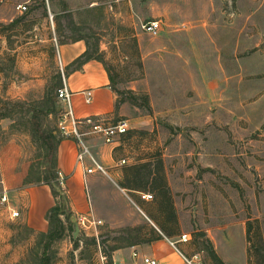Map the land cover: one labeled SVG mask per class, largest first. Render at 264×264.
<instances>
[{"label": "rangeland", "instance_id": "1", "mask_svg": "<svg viewBox=\"0 0 264 264\" xmlns=\"http://www.w3.org/2000/svg\"><path fill=\"white\" fill-rule=\"evenodd\" d=\"M36 1L28 5L26 13L34 14L26 21L38 25L39 36L50 40L54 34L49 1L46 9ZM152 1L159 9L178 3L194 24L177 26L163 17L168 25L164 37L148 35L141 26L153 21L149 13ZM18 2L5 0L1 4L0 30L5 25L2 19L11 16ZM161 2L98 0L99 6L92 9L94 0H89L90 8L84 2L79 5L82 9L60 18L59 42L85 38L91 54L100 57L111 74L119 104L128 110L122 119L130 126L125 138L136 137L132 147L151 150L140 153L139 159L152 158L154 168L147 169L145 163L132 167L128 183L146 186L143 191L154 199L143 202L139 195L127 194L143 212H153L159 218L155 219L156 228L125 194L101 182L94 202L97 216L104 221L101 246L94 245L92 231L86 232L76 223L74 234L55 245L53 264H104L100 251L108 258L106 253L112 248L125 247L131 241L144 242L161 235L178 243L185 234L192 238L187 245L193 250L189 257L193 264H218L211 258L210 248L222 260L228 258L230 251L226 250L231 246L232 256L239 255L247 243L244 223L245 228L252 226L253 259L249 264H264V255L255 251L264 245V0H167L165 7ZM6 5L11 12L3 10ZM60 6L61 11L72 9ZM174 10L167 11L170 19L177 15ZM190 32L201 41V49L196 45V50L203 57L201 68L196 69L199 74L192 76L194 85L187 82V76L177 74L175 62L170 70L162 65L161 54L151 55L159 52L162 38ZM14 35L13 51L27 39L19 30ZM206 49L211 60L205 59ZM13 51L0 41V191L5 185H44L38 181L47 176L49 148L44 137L34 131V117L45 135L60 136L62 105L54 86L62 73L55 49L50 42L40 46L41 56L35 62L40 68L36 69L39 83L34 82L32 73H23L33 65L23 56L29 51ZM50 98L55 102L50 111L54 113L46 114ZM186 104L198 110L197 122L177 121L179 106ZM180 135L183 138L177 144ZM149 170L157 177H151ZM0 213V264H31L29 255L36 243L22 259L23 251L15 250L31 236L24 217L11 220L1 206ZM161 226L167 233L164 236Z\"/></svg>", "mask_w": 264, "mask_h": 264}, {"label": "crops", "instance_id": "2", "mask_svg": "<svg viewBox=\"0 0 264 264\" xmlns=\"http://www.w3.org/2000/svg\"><path fill=\"white\" fill-rule=\"evenodd\" d=\"M13 1V0H8ZM48 8L49 13L53 16L51 28L52 33L54 34V38L50 40L42 39L39 36L38 25L34 22L19 26V31L22 32L23 36L26 37V43L16 47L13 52L19 53L23 50H28V54H23L24 58H27L29 62H31V66H28L23 73L30 74L32 73L37 81L36 83L41 82L39 70L40 68L36 66V61L40 58V46L42 43L50 42L52 47L55 49V58L57 61H60L61 69L65 75V79L67 82L68 89L70 93L73 95V108L75 112V116L77 119L83 120L86 118H99L106 117L113 123H118L122 121V119L127 115V106L120 104V109L117 112V106L119 105V97L115 91L113 86V82L110 77V73L103 62H100L96 59L90 60L84 63L82 66H75L76 62L81 59L89 50V41L85 38L78 37L71 42L68 43H60L59 36L61 29V17L64 14L70 13L74 10H79V5H85L90 8L89 0H48ZM167 0H162L161 4L165 7ZM33 0H19V2L13 6L12 12L11 8L6 5L3 8L4 11L9 10L11 12V16L9 18L2 19L3 26L11 25L18 19L23 17H27V20L30 19V16L34 14L22 13L18 10L19 6H27L31 4ZM37 4V1L35 2ZM71 6L72 9L68 11V8L65 11H61V6ZM98 0H94L92 9L98 7ZM77 7V8H76ZM174 10V9H177ZM38 8H36L37 10ZM174 10L177 15H174L173 19H170L167 14V11ZM149 13H151V18L153 21H161L164 27L163 34H166L167 24L161 20L165 17V20L176 24L177 26H186V24H194L193 19H186L185 14L183 13V8L179 7L177 3L176 6H170L168 9L155 7L153 5V1L149 4ZM31 21V20H29ZM196 21V19H195ZM196 24V22H195ZM49 25V23H48ZM53 29V30H52ZM161 35V36H162ZM164 37V36H162ZM0 40L4 42L7 46V39L4 37H0ZM163 45L160 48L159 52L154 51L153 58H155L156 53L162 55L163 61L162 65L164 67H174L173 63L177 64V74L181 73V75L187 76V82L191 84H195L194 77L196 74V69L201 68V60L202 52H198L196 50V45H198L201 49V41L195 38V35L191 32L188 34H178L175 36H167L162 38ZM8 49V47H7ZM9 50V49H8ZM208 55H204L205 59L212 58L211 52H208L207 49L205 51ZM204 54V53H203ZM197 55V57H196ZM201 55V57H200ZM216 56V53H215ZM214 59L216 60V57ZM21 58V55H19ZM197 58L199 63L197 62ZM37 69V70H36ZM175 69L172 70L174 72ZM36 84H33L32 87H35ZM34 89V88H33ZM90 93L91 103L86 102V94ZM188 106V107H187ZM179 110L177 112V121L182 124H189L191 122H197L194 120L196 112L194 106L185 105L179 106ZM133 125V121H130ZM137 127V126H136ZM88 128L83 127L82 132L88 133ZM136 137H132L130 139L125 138L123 136L119 141L115 144L107 145L103 142V140L94 135H88L84 138L85 143L89 144L88 146L91 148L92 155L96 158V160L105 168L106 174H99L98 172L93 173L91 175L87 174V170L93 168L89 160L86 161L85 167L78 165L77 157L80 150L79 144L74 139H63L61 142L57 159H58V170L63 173L65 178L63 189L69 197L70 208L73 215V218L79 217L81 215H87L89 213H93L94 216L100 219L95 211L94 202L97 198V187L101 182L106 181L107 186H113L114 189L120 191L125 194L130 202H132L141 212V214L156 228L155 219L159 218L155 217L153 212H143V210L135 203L127 193H131L133 195H139L141 199V194H150L147 192H141L132 189V187L128 183L129 173L132 170V167L137 166L140 163H145L147 165H151V169L153 166V159H139L140 153L146 151L149 153L148 149L144 148H135L131 146L133 145V141ZM170 139H174V135L169 136ZM183 138V135L177 137V144L180 143V139ZM128 163V166H124ZM129 168H131L129 170ZM154 175V173H153ZM152 177V176H151ZM154 177V176H153ZM172 186V183H169ZM7 198V203H3V198ZM142 200V199H141ZM143 201V200H142ZM145 202V201H143ZM56 200L52 194V190L47 185H40L37 187H21V186H8L5 185L4 190L0 191V206L2 207L5 213H8L11 220H14L11 217V211H17L20 213V217H24V224L29 230L34 232V235H31L28 239H26L23 243L17 244L15 246V250L17 248L23 251L21 255V259L26 256V253L34 247L37 242L36 238L39 234H46L49 231V223L47 221V215L49 211L55 207ZM1 215V213H0ZM162 225L165 223L166 216L162 218ZM104 222V221H103ZM244 226V238L247 240V226ZM159 230V229H157ZM246 230V231H245ZM160 231V230H159ZM161 234H163L160 231ZM90 236V235H89ZM91 237H94L93 234ZM191 243V242H190ZM233 246L227 248L226 251H230L228 258L225 259L221 252L219 254L223 257V262L225 264H249V248L250 245L248 242L242 246L241 252L236 257L232 256V251H234ZM181 252H178L175 248H173L167 239H162L160 241H156L152 244L147 245H139L132 248L121 249L116 251L113 254V263H125V264H133L132 253L134 250H138L144 255L155 258L159 261L160 264H187L186 259L190 260L189 257H192V247L187 244H179L178 246ZM219 251V250H218ZM188 256V257H187ZM108 262V261H107ZM106 262V264H107ZM111 264V263H109Z\"/></svg>", "mask_w": 264, "mask_h": 264}, {"label": "trees", "instance_id": "3", "mask_svg": "<svg viewBox=\"0 0 264 264\" xmlns=\"http://www.w3.org/2000/svg\"><path fill=\"white\" fill-rule=\"evenodd\" d=\"M39 2H41L40 7H42L43 9H46V0H39ZM27 17L25 16L21 19H18L15 22H13L11 25H8V26L1 25L0 37H4L5 39H7V47L9 50L13 51L12 44L14 45L13 37H11V35L12 34L14 35L15 31L19 30L20 25H23V23H26ZM16 36L18 37V33H17V35H14V37H16ZM93 59H96L100 62H103L100 57L98 58V57H95L93 54H91L90 48H89L87 53L81 59H79L76 62L75 66H82L84 63H86L90 60H93ZM110 77H111V80L113 82V78H112L111 74H110ZM62 86H63L62 77L60 76L59 80L57 81V83L54 87L57 88V92H58V90ZM53 91L54 90L52 88V92ZM54 105H55L54 100L52 98L48 99L46 106H45L46 114L54 113V112H50L51 109L54 107ZM119 109H120V104L117 106V112ZM33 122H34L35 133H37L39 136L41 135L42 137H44L45 143L47 144V147L49 148V153L47 155V169H46L47 176L44 180H39L38 184H44V185H47L51 188L52 194L56 200V205H55V207H53L49 211V213L47 215V221L49 223L48 233L39 234L37 236L36 245L32 249V251L30 252L29 258L31 257L33 259L31 264H53L54 259L56 257V253L54 250L55 245L57 243H59L60 241H63L69 234H74L76 223L74 222V218H73V215L71 212L69 197L59 182V175H58L59 170H58L57 154H58L59 146H60L61 142L63 141V138H62L61 134H60V136L56 135L55 133H50L48 136L45 135L42 132L41 126L38 123V119L36 117L33 118ZM146 168L150 169L151 165H147ZM148 174L150 176L157 177V174L154 173V175H153V172L150 170H149ZM136 175H137V173H136ZM136 175H135V177H136ZM136 178H138V176ZM131 187H132V189L137 190V191H141V192H144L143 190H146V188H147L146 186H141V185H136V186L131 185ZM163 188L165 191L168 190L167 186H165V185L163 186ZM172 219H175V216H172ZM165 223H167L166 220H165ZM162 228H163V230L161 229V232L163 234H167L165 228L164 227H162ZM25 229H28V228L25 227ZM28 231H30L29 232L30 235H34L33 231H31L29 229H28ZM128 231L129 230H127L125 232H128ZM251 234H252V226L249 224L247 226V242L250 245L249 262L252 261V259H253V256H252L253 250H252V245H251L252 244ZM162 239H163V237L161 235H158L154 239H151L148 241H144V242H132L131 241L129 243V245H127L125 247H114L108 253H106L108 255L109 263H111V264L113 263V254L116 251H119V250L125 249V248H132V247L139 246V245L152 244V243H154L156 241H160ZM92 241H93L94 245H96L97 247L101 246V240H97L96 238H93ZM255 249H256L255 251L259 252V254L264 255V245L263 244L259 250H258V248H255ZM210 255H211V258L216 263L224 264L223 260L219 257V255L216 253V251L213 248H210Z\"/></svg>", "mask_w": 264, "mask_h": 264}, {"label": "built area", "instance_id": "4", "mask_svg": "<svg viewBox=\"0 0 264 264\" xmlns=\"http://www.w3.org/2000/svg\"><path fill=\"white\" fill-rule=\"evenodd\" d=\"M5 0H0V6L3 4ZM18 10L22 13H26L28 11L27 6H19ZM51 20H53V16L50 14ZM142 30L148 35L157 38L162 35L164 32V27L161 21H152L148 23H142ZM61 75L63 79V86L57 92V99L62 105V111L59 115L58 127L60 134L63 139H74L79 144L80 150L77 157L78 165L85 167V163L89 160L93 164V168L87 170V174L91 175L93 173L99 172L102 174H106L104 167L96 160V158L92 155L90 149L86 146L84 142V138L88 135H94L100 137L103 142L107 145L115 144L119 141L123 136H126L130 131V126L128 121H120L118 123L111 122L106 117L99 118H86L83 120L77 119L75 116L74 108H73V95L70 93L67 82L65 79V75L63 70L61 69ZM86 102L91 103L90 93L86 94ZM87 127L88 133L82 132V128ZM59 182L64 186L65 178L63 173L59 172ZM141 199L145 202H149L154 199L151 194H141ZM3 203H7V198L4 197L2 200ZM11 217L13 219L20 218V213L17 211H11ZM74 222L77 223L81 229L84 231H92L93 236L100 240V228L104 225V222L98 220L93 213H89L87 215H81L79 217L74 218ZM169 241V240H168ZM192 241V238H189L187 234L179 237V242L174 243L169 241L170 245L175 248L178 252H181L178 248L179 244H189ZM102 261L105 264L108 261L107 257L102 256V252L100 251ZM133 264H160L158 260L153 257L144 255L138 250H134L132 253ZM187 264H193L191 260L186 259ZM117 264H125V263H117Z\"/></svg>", "mask_w": 264, "mask_h": 264}]
</instances>
